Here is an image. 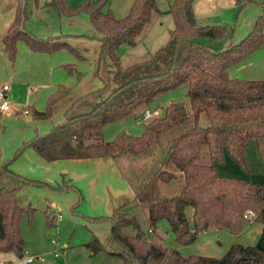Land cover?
Listing matches in <instances>:
<instances>
[{
	"label": "trees",
	"instance_id": "1",
	"mask_svg": "<svg viewBox=\"0 0 264 264\" xmlns=\"http://www.w3.org/2000/svg\"><path fill=\"white\" fill-rule=\"evenodd\" d=\"M13 21L2 39L3 50L12 65L18 56V43L24 41L32 50L53 53L66 49L80 60L86 56L71 43L59 38H41L27 29L31 0H16ZM195 0H173L170 13L174 27L168 42L148 59L128 67L122 65L119 49L123 44L136 46L160 11L157 0H134L125 17H117L107 9L110 0H87L71 9L67 0H49L44 6L60 15L74 16L87 12L99 33L101 42L97 64L98 77L104 85L93 91L98 101L92 109L85 108L84 98L75 101L65 112V121L54 125L45 134L36 135L17 149L13 157L0 160V177L8 175L23 185L31 184L55 191L72 189L54 187L48 182L25 177L11 169L24 152L33 148L47 161L86 159L147 152L154 141L164 134L182 129L172 141L159 169L138 189L134 204L148 209L151 230L157 233L161 220H167L178 243L190 245L210 230H229L239 236L247 223L258 221L263 231L254 245L234 244L222 257L203 254L185 255L178 248L165 245L163 237L149 236L128 205L114 209L110 216L89 217L94 221L111 223L109 237L103 242L95 236L87 246L93 255L105 253L125 264H264V184L222 176L217 167L225 153L249 170L248 148L255 143L264 160V80L230 78L228 69L239 65L255 51L264 48V0H237L240 11L247 5H260L261 13L248 33L239 42L221 50H212L204 40H222L228 34L223 25H199L194 12ZM36 3L39 0H35ZM105 67L112 74L107 81ZM70 74L75 66L66 64ZM82 74L78 72V78ZM188 85L189 102L167 104L161 116L145 124L141 135L120 132L114 140L104 139L106 125L134 114L140 107H148L163 93ZM69 92L65 86L52 95L41 111L31 107L29 112L37 120L52 119L56 103ZM202 114L209 124L202 126ZM4 112L0 110V119ZM204 146L208 147L210 162H202ZM183 181L178 195L162 197L157 182ZM17 188L0 187V252H13L23 258L26 242L21 220L27 212L19 201ZM82 195L80 201H82ZM194 208L192 218L186 214ZM33 208H28V212ZM252 211L253 217H246ZM48 222L54 225L47 214ZM132 226L136 232L128 234Z\"/></svg>",
	"mask_w": 264,
	"mask_h": 264
},
{
	"label": "rangeland",
	"instance_id": "2",
	"mask_svg": "<svg viewBox=\"0 0 264 264\" xmlns=\"http://www.w3.org/2000/svg\"><path fill=\"white\" fill-rule=\"evenodd\" d=\"M47 1L49 0H39L36 3L35 0H31V17L26 23L27 29L41 38L57 37L59 38L58 40H65L71 43L86 56V59L84 61L78 60L67 50L60 51L54 55L36 54L33 53L24 41L18 43V56L14 65L11 64L5 52H0V87L4 84L11 86V99L17 103V109H20L18 112L12 113V115L4 116L1 121L4 129L0 133V148L3 149L5 155L8 152L10 153L9 158L13 157L15 151H17L14 150V140H19L21 137H29L28 135L30 133L32 135L35 128H38V132L41 134L49 132L53 124H60L65 121L64 112L75 101L84 98L85 108L87 110L92 109L98 101L96 94L92 92L104 85V82L97 76L100 43L90 37H94V34L99 35V33L95 29L90 15L87 12H80L74 16H68L60 15L53 9H50L52 10L51 12L44 11L43 8H49L44 6ZM86 1L67 0V4L71 9H74L83 5ZM169 1L171 3L172 0H157V6L160 7V11H162L163 7L169 9ZM0 3L6 7V10H10L12 5L17 6L16 0H1ZM107 9H111L117 17L122 12L126 14L125 11L127 10L122 4H113L111 0ZM260 13L261 6L252 5L240 17L237 14L233 28L237 29L238 33L241 31V34L236 37L238 42L241 40L240 37L247 36L249 31H251L249 29L244 35L245 32L242 33V26L246 25L242 24L250 22L253 24ZM154 17L155 19L158 17L159 22L152 19V26L159 23L161 33L156 34L154 28L148 29V27L144 33L145 41L140 42L141 39H139L137 46L123 44L119 49V54L124 67L148 59L168 42L170 30L174 27L172 15L163 13L157 14ZM0 21L2 20L0 19ZM2 29L3 25L0 22V31ZM52 33H56L55 35L58 34V36H51L53 35ZM162 33L164 34L163 36ZM160 37L161 40H159ZM225 40L224 42L207 40V42H210L209 44L213 47V49L211 48L212 50H220L224 48L222 46ZM151 52L152 54H150ZM254 53L248 60L246 59V63L251 62V64L240 69L241 78H246L247 80L264 78V50L259 49ZM33 54L37 57H33ZM63 63H70L75 66L76 72L74 74L67 72V69L65 70L61 66ZM78 72L82 74L81 79L78 78ZM105 73L107 81L111 85H114L112 74L109 72L108 67H105ZM62 85L70 91L66 95L67 97L63 98L56 107V115L53 120L39 121L34 119L32 114L28 115L24 113L25 109L30 110L29 106H35L36 109L41 111L45 110L48 99L56 94L63 87ZM187 90L188 85L185 84L163 93L159 97V107H163L164 112L167 104L173 101L188 103ZM145 110V106L140 107L134 114L124 119V123L116 122L109 124L105 129L104 139L111 141L120 131H131L132 134L141 135L145 124L152 120L144 119ZM138 118L140 120L139 123L137 122ZM200 124L202 126L209 124L205 114H202ZM180 131L182 129L172 130L164 134L159 140L154 141L152 147L147 152L139 155L128 154L119 157L117 159L118 167L122 174L132 183H137L139 180L147 182L153 173L152 171L155 172L161 167L173 138ZM208 150V147L204 146L201 158L202 162H210ZM8 157L3 156V159L8 160ZM247 162L249 170L244 169L231 157L229 159L225 158L223 163H218V167L226 176L264 184V160L259 156L255 143L248 148ZM0 186L13 188L18 186V180L8 175H3L0 178ZM156 186L159 195L169 198L180 193L183 181L177 179L171 183L157 182ZM70 194H73L76 200ZM79 200V193L74 189L58 193L52 189L31 186L20 193V204L27 209L21 220V230L26 242V252L23 258L17 257V264H27L28 258H33L30 264H125L114 256L105 253H100L96 256L91 253L87 243L95 237V234L104 242L109 237L111 223L109 221L98 222L90 219V214L96 215V212L91 213L90 211L92 210L89 204L80 203ZM30 207L33 208V211L28 212V208ZM131 210L137 216L141 228L149 236L153 237L154 233L151 230L147 207L137 205V207L133 206ZM193 212L194 208L188 206L186 209L187 216L192 218ZM47 214L51 218H54V225L49 224ZM125 230L128 234L136 232L132 226L127 227ZM157 233L162 234L166 246L178 248L185 255L203 254L212 256L216 253L215 247L202 244V242L198 243V240L190 245L178 243L168 221L165 219L159 222ZM222 238L225 245L227 238L230 237L225 235Z\"/></svg>",
	"mask_w": 264,
	"mask_h": 264
},
{
	"label": "crops",
	"instance_id": "3",
	"mask_svg": "<svg viewBox=\"0 0 264 264\" xmlns=\"http://www.w3.org/2000/svg\"><path fill=\"white\" fill-rule=\"evenodd\" d=\"M7 1H10V0H7ZM111 2L113 4L115 3L117 5L122 4L127 9V10L124 9V10H126L125 11L126 14L124 12H122L121 15H118V17H122V16L125 17L129 13L130 8H131L134 0H111ZM172 2H173V0L171 1V3ZM171 3L169 1L170 5H171ZM251 6L252 5H247L242 11H240L237 0H195L194 5H193L194 12H195L196 19H197V23L199 25H223V26L228 27V34L222 40H219V41L224 42V40L227 38L225 40V43L222 46V48L228 46L230 43L238 42L236 40V37H237V35L241 34V31L238 33V30L237 29L235 30L233 28L235 19L237 17V14H238V17H240L241 15H243L245 13L246 9H248ZM16 8H17L16 5H14V6L12 5L10 10H6V7L2 3H0V19L2 20L0 22L3 25V29H2V31H0V52L1 53L2 52L4 53L2 39L5 36V34L7 33L8 28L14 19ZM43 9H44V11H50V12L52 11V10H50L51 8H43ZM169 9H170V7H169ZM169 9H166L165 7H163L161 10L164 11L165 14L169 15L170 13L167 12ZM115 10H116V8H115ZM118 12H121V11H118ZM257 17H258V15H257ZM153 19H155V17ZM155 21L159 22L158 17H156ZM152 23L150 24L148 29L154 28L155 29L154 32L156 34L157 33L160 34L161 30L159 29V23L155 26H152L153 25ZM254 23L252 24L250 22L247 24H242V25H246V26H242L243 27L242 33L245 32L244 33V35H245L249 29L250 30L252 29ZM52 34L53 35H51V36H58V34L55 35L56 33H52ZM144 35L145 34H143V36L140 38L141 39L140 42H142L143 40L145 41ZM163 35L164 34L162 33V36ZM98 36H99L98 34L97 35L94 34V37L93 36H90V37L97 40L100 43V47H101V42L97 38ZM240 38L243 39L244 37H240ZM159 40H161V37ZM207 40L214 41V40H210V39H207ZM207 40H204V42L210 48L213 49V47L209 44L210 42H207ZM159 44H161V43H159ZM63 50H66V49L57 50L53 53H41V52H37L34 50H32V51H33V53H36V54H52V55H54V54H56L60 51H63ZM261 50H264V49H261ZM150 54H152V52ZM252 55H253V53L250 56H252ZM33 57H37V56L35 54H33ZM249 57L247 58V60L249 59ZM78 60H80V59H78ZM82 61H84V60H82ZM246 61H244L243 63H241L237 66H233L230 69H228L227 75L230 78L246 79V78H241L242 76L239 73L240 69L245 68L246 65L251 64V62L246 63ZM69 62H71V61L69 60ZM66 64L67 63L61 64V66L65 70H66V68H65ZM68 64H70V63H68ZM97 64H98V61H97ZM97 76H98V74H97ZM258 80H264V78L258 79ZM10 88H11V86H10ZM68 93L66 95H68ZM10 95H11V89H10ZM66 95L64 97H62L56 103L54 116L56 115V107L58 106L59 102L63 98L67 97ZM10 99H11V96H10ZM11 102H12V110L10 112H4L2 119L4 118V116L12 115V113L18 112L20 110V109H17L18 108L17 103L13 102L12 99H11ZM158 102H159V98H158ZM70 106L68 108H70ZM31 107L36 108L35 106H29L28 108H31ZM146 109H147V107H146ZM159 109L163 113V107L162 108L159 107ZM65 112H64V115H65ZM25 114L30 115L31 113L29 112V113H25ZM54 116L52 117V119H48V120L49 121L53 120ZM126 118H124V119H126ZM2 119H0V133H1V130L4 129L3 124L1 122ZM123 120H121L119 122H123ZM139 121L140 120L138 118L137 122L139 123ZM51 124H53V122H51ZM108 125H106L105 129L107 128ZM53 126H54V124H53ZM105 129H104V133H105ZM33 132H32V135H31V133H30V135H28L29 137H21L20 139L18 138L19 140H17V139L14 140V144H15L14 150H17L18 148H20L25 142L32 140L36 135L41 134L38 132V128H35V130H33ZM120 132H128V131H120ZM119 133H117V135ZM128 133H131V131ZM25 134H29V133H25ZM117 135H115L114 139L116 138ZM114 139H111V140H114ZM9 154L10 153L8 152L5 155L3 153V149L0 148V160L6 161L3 159V156H6V158H7L9 156ZM225 158H227V159L230 158L228 152L225 153ZM218 165L219 164H217V167H218ZM11 169L13 171L25 176V177H28L31 179L42 180L44 182H48L51 185H53L54 187H58V186L64 187L65 186L64 183H67L68 185H72L73 186V187H71L72 189H66L65 191L68 192V191H72L74 189V190L78 191L79 197L82 195L83 199L81 202L84 204H87V203L89 204V207L92 210V211H90L91 213L96 212V215H93V213H92V214H90L91 216H89V217H97V216L107 217V216H110L113 213L114 209H116L120 206H123V205H128L129 211L132 212V210H131L132 207L133 206L137 207V205H139V204L133 203V200L136 196V193H137L139 187L145 182L144 180H142V181L139 180V181H137V183L136 182L132 183L131 181H128L127 177H125V175L122 174V172L120 171V169L118 167V160L111 157V156L98 157V158H86V159H60V160H55V161H47L42 156H40L33 148L27 149L24 152V154L11 165ZM218 169H219V167H218ZM152 172L154 173V171H152ZM219 172L222 176H226V175H224L225 173H223L220 169H219ZM226 177H231V176H226ZM62 184H63V186H62ZM31 186L41 187V186H36V185H31V184L23 185L18 180V186H15L13 188H17L19 190V192H18V197H19L20 193H22L23 190H25L26 188H29ZM0 187H2V186H0ZM41 188H46V187H41ZM46 189H49V188H46ZM65 191H56V192L60 193V192H65ZM70 195H72L71 197L72 198L74 197V200H76V198H75V196H73V194H70ZM158 227H159V224H158ZM262 231H263V224L262 223H260L258 221H251L245 225L243 232L239 236L232 235L229 232V230H227V229L226 230H210V231H206V232L202 233L199 236L197 242L198 243L202 242V244H206L208 246L215 247L216 253H214V255H212V256H219V255L224 256L234 244H241L244 246L257 244ZM152 233H154L153 236H155V237H159L158 235L162 236L161 233H155V231H153V230H152ZM225 235H228V237H230V238H227V243L224 245V242H223L224 239L222 237ZM95 236H97V234H95ZM163 240H164V238H163ZM218 246H219V248H217ZM17 257H19V256H17L13 252H0V264H10V263L11 264H15V263L17 264L18 263Z\"/></svg>",
	"mask_w": 264,
	"mask_h": 264
},
{
	"label": "built area",
	"instance_id": "4",
	"mask_svg": "<svg viewBox=\"0 0 264 264\" xmlns=\"http://www.w3.org/2000/svg\"><path fill=\"white\" fill-rule=\"evenodd\" d=\"M10 85L4 84L0 87V110L3 112H10L12 110V102L10 99ZM25 113H29L28 109L24 110ZM162 112L159 108L152 109L150 106L145 110L144 119H153L157 116H161ZM254 213L249 211L246 217H253ZM33 261V258L27 259V264H30Z\"/></svg>",
	"mask_w": 264,
	"mask_h": 264
},
{
	"label": "water",
	"instance_id": "5",
	"mask_svg": "<svg viewBox=\"0 0 264 264\" xmlns=\"http://www.w3.org/2000/svg\"><path fill=\"white\" fill-rule=\"evenodd\" d=\"M159 106V102L158 99H155L152 104L150 105V107L152 109H156ZM259 247L264 249V245L262 243H259Z\"/></svg>",
	"mask_w": 264,
	"mask_h": 264
}]
</instances>
